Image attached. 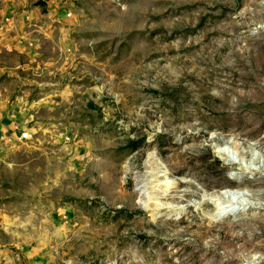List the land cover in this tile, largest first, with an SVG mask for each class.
Wrapping results in <instances>:
<instances>
[{"label":"rangeland","instance_id":"1","mask_svg":"<svg viewBox=\"0 0 264 264\" xmlns=\"http://www.w3.org/2000/svg\"><path fill=\"white\" fill-rule=\"evenodd\" d=\"M263 63L264 0H0V264H118L92 244L59 245L63 207L78 227L118 234L101 252L145 244L146 264H264V208L215 219L209 200L264 192L243 186L264 174L230 163L236 144L245 165L264 161ZM73 148L77 169H62L58 151ZM152 156L186 169L175 174L180 191L205 184V196L148 207L168 183L158 185L167 167L146 168ZM149 209L163 216L146 228Z\"/></svg>","mask_w":264,"mask_h":264},{"label":"bare ground","instance_id":"2","mask_svg":"<svg viewBox=\"0 0 264 264\" xmlns=\"http://www.w3.org/2000/svg\"><path fill=\"white\" fill-rule=\"evenodd\" d=\"M62 53V52H61ZM59 55V53H58ZM63 56V55H62ZM61 56V57H62ZM59 57V56H58ZM65 57V56H64ZM57 60V59H56ZM60 60V59H59ZM64 60V59H63ZM62 62V61H61ZM239 67L242 64V61H237L236 63ZM262 64V63H261ZM264 64V63H263ZM244 66V65H243ZM244 68V67H242ZM262 70H264V66L262 65ZM195 80V79H194ZM198 80V83L197 84H201V85H204L205 83H207L208 85H214L215 82L212 81L211 79L209 78H200V79H197ZM203 87V86H202ZM207 87V86H206ZM208 95V94H207ZM206 95V96H207ZM212 95V94H211ZM222 95V94H221ZM214 96V95H213ZM245 96V95H244ZM247 96V95H246ZM243 97V96H242ZM242 97H239L237 100L240 104H237L236 108H239L241 106V104L244 102V98ZM251 97V96H250ZM246 98V97H245ZM249 98V97H248ZM216 99V98H215ZM228 99H231V97ZM252 99V98H251ZM226 101V99H225ZM264 103V99L261 101ZM223 103V101H222ZM245 103V102H244ZM247 103H251V102H247ZM229 104V103H227ZM235 104V103H233ZM232 104V105H233ZM218 105V104H217ZM221 105V104H219ZM216 106V105H215ZM249 106V105H248ZM233 107V106H232ZM218 109V107H217ZM222 109V107H220V110ZM228 109V108H227ZM216 110V109H215ZM226 111V110H225ZM228 111V110H227ZM221 112V111H220ZM230 132H234V129H231ZM72 132L68 131L67 134L66 133H61V136H60V140L62 142V145L63 147L64 146H67L68 143H65L66 141H71V139H73V135H71ZM215 142H217L218 145H222L221 144V141L217 140V139H214ZM97 142V141H96ZM102 142V141H101ZM104 142V141H103ZM102 142V143H103ZM100 143V144H102ZM59 144V142H58ZM105 144V143H104ZM96 145V144H95ZM60 148H61V145H59ZM70 146V145H69ZM98 146V145H97ZM71 148V146H70ZM95 148V147H94ZM90 149V147H89ZM87 149L86 152L89 150ZM92 149V147H91ZM91 149L89 150L91 152ZM82 150V149H81ZM96 150V149H95ZM94 150V151H95ZM236 150L239 151V155L237 154V157L236 158H240L242 156V158H244L243 156H245V152L241 151V146L240 145H237L236 144ZM73 151V152H72ZM84 150H82L81 153H83ZM176 151V150H175ZM102 152V150L100 151ZM216 153H218L221 157H226V152L223 151L221 148H218L216 151ZM71 153L72 155H68V152L66 151V149H63L61 151H58V156L60 157V161L62 162L61 164V168L63 169L65 164L67 163H74V168L75 170L77 169V162L75 159L77 158L76 156H78V149H71ZM103 153V152H102ZM70 154V153H69ZM80 154V153H79ZM84 155V154H83ZM90 155V154H89ZM57 156V157H58ZM91 156V155H90ZM93 156V155H92ZM104 156V154H103ZM186 154L184 152H178L176 154V157L179 159V160H183L185 158ZM88 157V156H87ZM236 158H234V162H230L231 164H234V165H238L239 168H241V170L243 171H249L251 173H253L254 175H263L264 174V161L261 163V161H259V163L257 164H254L252 162H247V164L245 165L243 162H242V159L241 160H237ZM83 161V160H82ZM95 161V159H94ZM230 161V160H229ZM247 161V160H246ZM84 162V161H83ZM101 163V162H100ZM98 164V163H97ZM96 164V165H97ZM90 165V164H89ZM165 166L164 164V160H159L155 157L152 156V158L150 159V161L147 162V166L146 168L147 169H152V168H163ZM90 167V166H89ZM167 167L168 169L165 170ZM164 170L166 171L165 173V176H166V179L165 181H161V183H159L158 185L159 186H163L164 183L168 182L167 184V189H163L161 191V193H153L152 197H150V199H154V205H150L148 207H151V208H158L159 206H162L164 205V201L163 200H166V201H172L174 203H178V205H180L181 203H184L185 201H190L192 197H204L205 195L203 194V187L206 189L208 187V185H205L203 184V187L202 188H197L196 191H190V190H181L180 191V187L182 185L183 182H181L180 180H178L179 182L176 183L177 179L175 178V174L178 172H183V170H186L184 167L183 168H177L175 167V165H168L165 166ZM194 168V167H193ZM65 169V168H64ZM70 169V167H69ZM191 169V168H190ZM188 170V169H187ZM72 171V170H71ZM131 171V167L130 166H127V170H126V173H129ZM63 172V170H62ZM150 173V171H148ZM147 172V173H148ZM71 173V172H70ZM102 173V172H101ZM103 173L105 174V177L106 178H109L112 182H114V177L119 174L117 173L116 171V168L114 167H110L108 170L105 169V171H103ZM188 173V172H187ZM191 173V172H190ZM243 173V172H242ZM72 174V173H71ZM70 174V177H73V179L75 178L74 174L71 176ZM61 175V174H60ZM66 173L63 172V175L61 176L62 178V187L65 189V188H70L72 189L73 186H70V183H65L67 182V177L65 176ZM76 175H77V172H76ZM187 177V176H186ZM188 177H191L197 181H202L201 179H198L197 176H188ZM69 178V177H68ZM244 178V177H242ZM189 179V178H188ZM187 179V181H188ZM72 178L70 179V182H71ZM69 181V180H68ZM244 183V181L240 182L239 181V186L242 185ZM66 184V185H65ZM255 186V185H259V186H262L264 185V179H258V180H253V179H250V180H247V182L245 184H243V186ZM195 186V185H194ZM197 187V186H195ZM110 190H107L109 192V196L108 198H115L114 196V191H112V188H108ZM158 190V189H157ZM242 190H239V191H234V198L232 197V195H228V192H224V193H221V192H215V193H212V194H209L211 195L212 197L209 199L210 202H211V205L212 206H215V210L217 209L218 212H215V213H212V216L213 218L215 219H218V218H222L223 216H225V214L228 212V210H232L233 208H237V209H243V210H250V209H258V208H264V197H263V193H255L251 190H248L247 193L245 192L244 195H240ZM117 193V196L120 198V195L122 192H116ZM173 193V195H172ZM146 193H143V195H145ZM129 197V196H128ZM237 197V198H235ZM248 197V198H247ZM108 199V200H109ZM130 199V198H129ZM149 199V198H148ZM141 200H144V203L145 205L147 204L148 205V200H147V197L145 198H141ZM257 200H260V201H257ZM112 201V200H111ZM109 200V202H111ZM114 201V200H113ZM116 201V200H115ZM117 202H118V199H117ZM130 202V201H129ZM163 207V206H162ZM63 207L61 209V212L63 214H60V219H57L55 221V228H57V230L61 233V239L62 241H60L59 245L60 246H64V247H67L70 245H73V246H76L77 248H81V247H85L87 244H95V242L98 243L99 245V248L95 249L92 245L88 248V252H92L97 250L96 254L99 255V256H107L108 258L110 259H116L118 261V264H128V261H130L129 264H146V261H148V255H149V252L148 251H142L141 248L145 247V244L143 245H138V247L136 246H130L129 248H132L131 250H126L128 248V246L126 245H121L120 243H117L115 244V248H111V249H107V251L105 252H101V250L103 248H106L105 245L99 243L100 240L104 239V238H110V237H118V234L116 232L113 231H102L101 229L99 230H94V229H90V227H87V226H82V227H78L79 224L77 223L78 221V217L75 216L74 212L70 209H65ZM165 210H168V213H171L173 215H177L179 213V211H181V209L177 206V208H173V209H170L168 206H165L164 208ZM158 209H149L150 212H152V218H153V222L152 223H144L143 226L146 227V228H150V227H153L154 225V221L157 222V220H159V218H161L163 216V212H160V211H157ZM163 210V209H162ZM228 214V213H227ZM71 218V219H69ZM170 227L173 225L172 223L169 224ZM142 226V227H143ZM45 229V228H44ZM84 235H87V239H85ZM70 237V239L68 240V238ZM109 246V245H107ZM62 247V248H64ZM114 247V246H113ZM108 248V247H107ZM46 250L48 251V248H46ZM133 256H137V260H130L131 258H133ZM236 258H231V260H235ZM230 259H227V260H222L221 263H224L229 261ZM69 264H76L75 261L72 259Z\"/></svg>","mask_w":264,"mask_h":264}]
</instances>
